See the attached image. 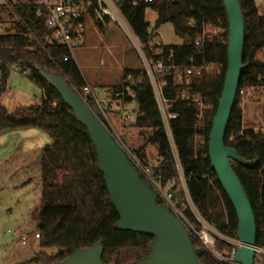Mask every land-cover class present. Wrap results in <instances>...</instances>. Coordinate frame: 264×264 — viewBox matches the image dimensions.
<instances>
[{
    "label": "trees",
    "instance_id": "1",
    "mask_svg": "<svg viewBox=\"0 0 264 264\" xmlns=\"http://www.w3.org/2000/svg\"><path fill=\"white\" fill-rule=\"evenodd\" d=\"M115 1L138 38L160 49L165 61L171 57L176 65L187 64L192 58L200 62L202 52L206 62L216 64L215 71L192 79L190 93L200 95L207 106L202 120L198 122L195 107L178 99L171 109L178 114L171 122V130L175 154L194 205L216 230L237 239L236 214L212 170L208 152L210 131L228 64L229 23L223 0ZM239 1L245 22V70L226 130L225 144L244 160L252 162L249 168L236 163L232 165L254 210L256 245L264 248V131L244 126L241 109L248 91L264 89V13L259 12L255 0ZM147 9L157 14L156 28L167 23L173 26L176 36L182 40L181 45L163 46L153 42L154 34L149 31L145 16ZM0 14H6L12 20L9 29L0 34V98L7 91L14 68L42 92L40 104L14 113L0 104V133L36 128L53 137L52 143L41 151V199L39 207L31 214V221L41 232V250L22 264H53L78 249L98 243L104 247L102 260L106 264H130L146 257L153 237L120 228L119 216L109 199L104 176L98 169L97 151L87 130L37 71L38 67L60 75L81 93L87 83L76 61L65 46L54 42L53 32L45 26L44 19L38 18L29 0H9L0 6ZM204 27L216 28L219 33L199 50L195 42ZM67 56L70 60L64 62ZM141 74L142 70L125 71L120 83L113 88L119 89L129 75ZM132 90L135 98H126L125 104L137 106L133 123H125L121 111H111L114 133L107 122L100 119L134 158L144 161L146 148L152 146L155 149L158 165L153 171L161 176L162 187H166L178 174L174 149L148 80L144 79ZM187 90L175 87L169 78L164 93L169 100H176ZM86 101L91 105L89 100ZM158 203L162 204L159 199ZM185 216L197 229L201 228L189 209L185 210ZM191 239L202 264H219L193 235ZM216 247L228 254L234 248L222 241H217Z\"/></svg>",
    "mask_w": 264,
    "mask_h": 264
},
{
    "label": "water",
    "instance_id": "2",
    "mask_svg": "<svg viewBox=\"0 0 264 264\" xmlns=\"http://www.w3.org/2000/svg\"><path fill=\"white\" fill-rule=\"evenodd\" d=\"M229 23L228 64L222 95L212 123L208 152L211 167L237 218L241 246L235 264H254L257 223L253 207L233 163L249 168L237 151L226 146L225 135L236 101L244 65L245 22L239 0H223ZM41 78L54 88L87 130L97 151L109 199L119 216L120 228L153 237L149 253L130 264H202L184 222L168 206L159 204L156 191L141 177L121 142L100 119V110L89 105L60 75L37 67ZM101 243L78 249L53 264H106Z\"/></svg>",
    "mask_w": 264,
    "mask_h": 264
},
{
    "label": "rangeland",
    "instance_id": "3",
    "mask_svg": "<svg viewBox=\"0 0 264 264\" xmlns=\"http://www.w3.org/2000/svg\"><path fill=\"white\" fill-rule=\"evenodd\" d=\"M9 0H0V6ZM260 13H264V0H255ZM149 31L154 34L157 45H181L170 23L156 28L157 14L146 10ZM0 24L4 31L9 29L12 20L0 14ZM86 41L73 49V57L87 82L93 87L118 84L125 71L142 70L141 62L123 32L117 28L101 31L88 20ZM264 54V53H263ZM113 87V86H109ZM99 91V90H98ZM104 91V89L100 90ZM8 94L3 96L1 105L14 113L21 108L38 105L42 100L40 88L27 76L12 69ZM116 108V107H115ZM131 108H137L131 104ZM244 126H253L264 131V89L248 91L241 104ZM133 123V122H132ZM16 134H0V264H22L31 260L41 250L40 242L30 240L26 247L19 244L20 235L32 236L39 231L31 221L32 212L39 207L42 177L40 159L42 149L51 144L53 137L36 128L18 130ZM144 161L137 160L149 172L158 164V156L152 146L145 150ZM171 189L178 196L175 210L182 214L185 198V183L182 178L171 183Z\"/></svg>",
    "mask_w": 264,
    "mask_h": 264
},
{
    "label": "built area",
    "instance_id": "4",
    "mask_svg": "<svg viewBox=\"0 0 264 264\" xmlns=\"http://www.w3.org/2000/svg\"><path fill=\"white\" fill-rule=\"evenodd\" d=\"M33 4L36 15L45 21V26L51 30L52 39L55 43L65 46L71 56L73 57V49L76 46L83 45L87 31L88 20L95 23V25L102 31H109L117 28L123 32L128 39L133 50L136 52L141 65L142 74L140 76L129 75L124 82L120 84L119 89L109 87L104 91L94 90L89 84L81 90V97L86 101L89 100L91 105H94L100 110V117H102L114 132V127L111 121V111H127L130 105L125 104L126 98H135L132 88L144 79H147L162 119V123L170 141L171 147L174 149V140L171 130V122L178 118L176 112L171 111L173 104L178 101L187 103L188 106L195 107L198 112V122L202 120L203 112L207 108L200 95H192L191 83L192 79L201 76L205 72H213L216 69L215 63H208L204 59V55L200 52L199 57L202 59L200 62L195 59H190L187 64L176 65L172 63L171 57L165 61L162 56V51L151 43L147 44L142 42L135 34L126 18L123 16L119 6L115 0H29ZM141 1V0H139ZM145 3H151L152 0H143ZM4 33L3 26L0 24V34ZM219 30L211 27H204L202 35L196 40L195 46L201 50L206 42L213 41L218 35ZM70 60L67 56L64 62ZM19 73L18 68H14ZM169 78L175 87L188 88L177 99L169 100L164 93V88L167 86ZM190 87V88H189ZM243 94V92H240ZM87 102V101H86ZM116 107V108H115ZM137 108H131L127 114L122 113L123 121L127 124L134 122ZM112 132V133H113ZM115 133V132H114ZM119 140V137L114 134ZM199 142L200 138H196ZM120 141V140H119ZM131 160L139 170L143 179L156 191L157 198L166 205L170 210L181 220H185L186 226L191 235L194 236L196 241L201 247L209 253L216 262L219 264H235L234 255L236 250L241 246V242L237 239L229 238L216 230L210 225L205 218L200 214L198 208L194 205L192 198L189 194L187 181L185 179L182 168L180 167L177 154H175L177 164V176L173 178L167 186L174 183L177 179L182 178L185 183L184 195L189 200L188 204H183L184 209L179 214L175 210V203H178V196L176 193L168 190V187H162L161 176L155 175L153 167L149 172L148 169L142 168L137 163L136 158L128 153ZM189 209L198 224L201 226L197 229L196 225L187 220L185 210ZM41 232L37 231L32 236L20 235L19 244L26 247L30 240L35 242L41 241ZM217 241L232 245L234 248L230 254L220 251L216 247ZM255 249L254 264H264V248L257 247Z\"/></svg>",
    "mask_w": 264,
    "mask_h": 264
},
{
    "label": "crops",
    "instance_id": "5",
    "mask_svg": "<svg viewBox=\"0 0 264 264\" xmlns=\"http://www.w3.org/2000/svg\"><path fill=\"white\" fill-rule=\"evenodd\" d=\"M86 34H87V31H86ZM86 36H87V35H86ZM86 36H85V41H86ZM73 58H74V60H75V57H73ZM78 67H79V69L81 70V67H80V66H78ZM81 73H82V71H81ZM82 75H83V77H84V79H85V76H84L83 73H82ZM85 81H86L87 84H89V83L87 82L86 79H85ZM119 83H120V82H119ZM119 83H118V84H119ZM89 85H90V84H89ZM114 85H116V84H113V85H106V86H103V87L100 86V87H98V88H96V87H94V86L92 87L91 85H90V86H91L94 90H97V91L99 90V91H100V90H102V89H106V88H109V86H114ZM7 94H8V92L6 91V93H5L4 95L6 96ZM4 95H3V96H4ZM3 96L0 98V102H2V100H3ZM20 130H23V129H20ZM17 131H18V130H17ZM15 132H16V131H15ZM15 132H12V134H16ZM0 134H3V133H0Z\"/></svg>",
    "mask_w": 264,
    "mask_h": 264
}]
</instances>
